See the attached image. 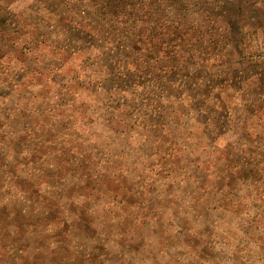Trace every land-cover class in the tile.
Masks as SVG:
<instances>
[{"label":"trees","instance_id":"1","mask_svg":"<svg viewBox=\"0 0 264 264\" xmlns=\"http://www.w3.org/2000/svg\"><path fill=\"white\" fill-rule=\"evenodd\" d=\"M18 2L19 0H0V9L4 10L0 15H8L6 18L2 17L10 22L9 26L13 27L12 32H17L22 22L32 16L30 8H35L37 13L46 16L47 19L58 17L68 10L75 12V20H69L70 29L73 26L76 31L79 23L81 31L78 34L84 39H90L87 41L91 42L85 43L79 48L80 50L77 49L78 52L67 54L61 51L62 54L59 52L55 55L53 60L65 67H73L78 61L86 59V62H89L88 66H93L95 70L101 66V72L108 62L118 61L127 69L125 74L135 69L142 75L149 76L158 70V63H162L161 59L166 63L165 71L169 72L171 68L168 65L171 59L180 56V59L185 61L186 58L193 56V48L196 46L197 49L198 46H202L201 44L206 46L207 52L216 49L218 51L216 54H222L228 59H232L237 51H244L246 47L244 43L241 47V40L245 37L244 31L239 30L241 37L234 39L232 28L220 24L223 20L219 11L221 0H21L22 5L27 4L23 8L19 7L20 2ZM3 29L0 23V35L5 31ZM56 33V36H59L61 31L58 30ZM31 35L36 38L35 31L33 34L31 32ZM52 36L54 37V34ZM77 39L81 41L79 36ZM19 41L20 39H17L7 44L0 38V52L3 51L5 57L11 58L7 62L5 61L7 58L0 61V251L3 252L0 254V264H93L98 258L103 259L101 264H118L116 254L112 253L113 256L107 257L108 252H111L110 242L107 245L109 249L102 247L99 253L95 250L89 251L87 246L94 224L78 225L75 221L84 213L87 214L93 206L101 205L108 212L109 218L114 220L115 231L112 230V236L115 234L116 237L120 236V241L129 238L126 236L131 231L128 224L144 220L146 215L143 213L140 218L134 216L139 198L135 189L144 188L151 180L148 176L161 177L159 171L162 169L161 163L156 160L157 158L153 159L152 154L141 153L139 149L134 152V156L141 157V160L132 166L127 163V156H132L133 152H130L126 145L120 152L111 150L114 138L121 133L109 135L106 132L102 133L101 129H93V125L98 121L97 113L100 112L94 107L101 102L99 98L102 96L95 95L94 101L90 104L85 99L96 88L78 85L74 87L78 91L77 96L80 99L78 103L73 101V95L68 94V100H64L63 104L51 106L55 102L53 100L55 94L47 89L49 88V85H46L47 79L44 76L39 80L37 77L27 79L35 68L32 64L23 62L20 64L16 56L18 50L22 52V49L16 47ZM95 41L98 45L94 44ZM25 51L32 52L28 46L25 47ZM228 59L221 60L226 62ZM252 60L254 68L264 66V63L259 65L254 59ZM2 66L10 68V73L3 71ZM84 71L89 74L91 69L87 68ZM180 74L186 79L192 77L191 81L194 80V84L198 80L188 68L181 69ZM94 78L99 83L108 81L99 77V74ZM78 87L86 90L85 96L84 91ZM45 90L47 94L40 95ZM260 92L264 94L263 89ZM262 99L264 100V97ZM91 108L96 115L90 114ZM119 108L125 112L127 105L124 104ZM105 112H110V109ZM100 119L103 122L107 119L101 126L110 127L109 116L103 115ZM258 119L264 126V107ZM259 130L255 137H262L264 141V127ZM19 134L22 135V140L17 139ZM92 134L99 141L92 137ZM145 140L150 145L146 147L147 149L161 142V139L152 135ZM70 141V150H67L65 146L69 145ZM165 141H168V138ZM179 141L180 139L170 138L167 151H163L174 165L169 175L160 182V186L169 188L174 185L176 188L187 190L193 196L200 192L202 198L198 199L195 196L194 204L181 201L184 199H175L173 201L176 204L175 211L168 214L159 211V214L169 217L170 221L177 214L183 217L182 222L175 226L173 232V234L178 233L180 246L184 244L183 238L188 230L185 224H192L188 226L192 232L191 228L197 227L196 221L200 219L202 231L197 229V232L191 235L202 238L203 233L206 243L198 247L184 244L181 251L174 245L176 254L179 253L178 251L182 252L183 257L189 259V264H213L209 258L210 250L219 244L223 247L219 251L222 264H264V245H261L264 241V223L249 225L254 220V214L256 213L257 216L261 211L251 209L250 221L235 223V230L237 231L236 228L241 230L235 239L229 235L231 227L226 218L228 213H223L224 218L220 219L216 216V210L211 209L207 216L208 221L202 219L204 211L210 208V202L216 201L219 205L223 203V198L237 201L231 191L220 196L219 192L224 188L225 183L218 186L214 183L216 177L221 175L223 180L232 176L241 180L240 167L235 161V155H229L234 157L233 162L229 161V156L218 153L206 157L199 147L201 150L198 151L201 153L195 160L190 156L192 151L197 149L176 152ZM104 142L111 144L104 146ZM53 145L57 147H52ZM88 151L93 153L91 156L98 157L97 161L86 158L85 154ZM64 153L71 157L65 159L64 165L61 166L58 160ZM161 157L162 154L159 155V159ZM120 160L122 165L118 166L116 162ZM156 164L157 168H155ZM194 164L197 173L188 175V169ZM218 164L222 167L227 166L223 168L226 170H222L220 174L206 170ZM132 169H135L134 174H131ZM68 171L69 175L73 176V182L64 183L62 178ZM176 172H180L184 178H179ZM129 178L133 180L129 192L135 197L133 202L130 201L131 203H125L123 196L112 191L110 186L98 187L103 180L107 184L111 182L120 186L126 184V179ZM211 178H214L213 182ZM247 179L248 177H244V180ZM253 181L254 179L250 180ZM238 183L234 182V189ZM62 195L67 199L65 205L69 203L74 210L70 212L73 213L61 212L60 208L58 210L55 207L59 196ZM257 195L256 193V197ZM145 197L148 204L159 200L156 193L153 197ZM49 201L52 203L49 204ZM65 205L61 207L65 208ZM155 221L149 216L148 224L156 233L154 239H150L151 244L156 243L160 238L156 230L161 228ZM120 225H124V228L122 229ZM133 225L134 223L131 226ZM166 231L167 229L163 234ZM36 239L39 240V244L34 246ZM129 240L126 243L127 251L133 250L129 245L132 238ZM162 253L168 255L167 251ZM2 254L5 255L3 258H1ZM133 257V255L129 256V261L130 259L133 261ZM104 259L107 262H104ZM131 264H138V260Z\"/></svg>","mask_w":264,"mask_h":264},{"label":"rangeland","instance_id":"2","mask_svg":"<svg viewBox=\"0 0 264 264\" xmlns=\"http://www.w3.org/2000/svg\"><path fill=\"white\" fill-rule=\"evenodd\" d=\"M221 1V9L219 11H221L223 20H221L220 24L223 27L232 28L234 39L241 37L238 32L239 30L244 31L245 37L241 40V47L246 44L244 51L239 50L232 56V59H228L226 56H222V54H216L218 52L216 49L207 52L205 50L206 46L201 44V47L198 46L195 49V46L193 48V56L186 58L185 61H182L180 56H175L171 59V63L168 65L171 68L169 72L165 71L164 65L166 63L161 59L160 62L162 63H158V70H155L149 76L142 75L139 71H135V69L125 74L127 69L125 66H121L118 61L108 62V65L105 66L106 69L104 68L100 72L101 66L95 70L93 66H88L89 62L87 63L86 59H83L81 62L78 61L73 67L69 66L71 68L65 67V65L53 60L55 59V55L61 51H65L67 54L78 52L81 46L91 42L87 41L90 39H84L78 34L81 31L79 23H77L76 31H74L73 26L70 29L69 20H75L76 18L73 10L62 12L58 17L47 19L46 16L43 17L37 13L35 8H30L32 10V16L27 17L28 20L22 22L17 32H12L13 27L9 26L10 22L3 19V17L6 18L8 15H0L1 26L5 29L1 33L0 38L7 44L20 39L16 47L22 49V52L18 50L16 56L20 64L23 62L34 66L35 71L29 74L30 78L27 77L28 80L34 79L35 77L38 80L40 78L43 79V76L47 79L48 83L46 85H49L47 89L55 94V99H53L55 102L51 106L56 107L57 105L63 104L64 100H68V94L73 95V101H77L78 103L80 100L77 96L78 91L77 88L76 90L74 89L78 85L96 88L85 99L90 104L94 101L93 97L95 95L102 96L99 98L101 102L97 104L98 106L94 107L95 110L99 109L100 112L97 113L99 115L96 118L98 125L96 124V126L94 124L93 129H101L103 131L102 133L106 132L109 135H112V133H121L114 138L111 150L120 152L124 150V146L126 145V148L130 152H133L132 156H127V163L132 166H135L141 160V157L134 156V152L139 149L141 153L152 154L151 157L153 159L157 158L156 160H159L161 163L160 166L162 169L159 171L162 176H148L151 178L150 182L146 183L144 188L139 187L135 189L138 193L136 196H139V198L135 206L137 210L134 216L140 218L141 214L146 213V215L144 220L133 222V226H131L133 223L129 225L126 222L131 230L126 236L132 238L129 245L133 247L131 248L133 250L127 251L126 243L130 241L129 238L120 241V236L116 237V234L112 236V230L115 231L114 220L109 218L108 212L101 205H96L87 214L84 213L83 216H80L75 221L78 225L94 224L91 239L87 246L89 251L95 250L96 253H99L98 251H101L102 247L110 248L111 252H108L107 257L113 256L112 253L116 254L118 264H127V258L128 264L137 260L138 264H189V259L183 257L182 252H180L181 248L185 245L198 247L206 243L203 233L202 238L191 235L193 232H197V229L202 231L200 219L196 221L197 227L193 226L191 228L192 232L188 228L192 224H185L188 229L183 238L185 245L180 246L178 233L173 234V232L175 226H178L182 222L183 217L177 214L170 221L169 217L159 214V211L162 214L175 211L176 204L173 202L175 199H184L181 201L194 204L195 196L198 199L202 198L200 192H197L193 196L187 190L180 189L179 187L176 188L174 185H171L169 188L164 185L160 186V182L169 175L174 165L172 160L168 158V155H165L163 152L167 151L170 138L174 140L180 139L178 149H175L176 152L186 149H197L196 151H192L190 158L196 160L201 152L206 157H211L216 153L222 156H229L231 154L232 156L235 155V161L240 167L239 177L241 180H237L238 177L235 176L223 180L222 175L216 177V182L214 178H211V181H214L217 186L225 183L224 188L219 192L220 196L231 191L234 199L237 201H234L232 198H226L225 200L223 198V203L219 205L216 201L210 202V208L202 214L204 221H208L207 216L211 209L216 210V216L220 219L224 218L223 213H228L226 218L231 227L229 235L233 239L241 233V230L239 231L238 228H236L237 231L235 230V223L239 221H250L252 218L251 209H258L261 212L260 214L257 213V216L256 213L254 214V220L249 225L253 226L259 225L258 223L260 222L264 223V141H262V137H255L258 131H260L259 129L264 127L263 122L258 119L264 107V100L262 99L264 94L260 92L262 89L264 90V66L260 65L264 63V0ZM19 2V7L21 8L27 5H22L21 0ZM1 11L2 13L4 12L3 9H0ZM58 30L61 33L59 36H56ZM34 31L36 32L35 39L31 35V32L33 34ZM52 34H54V37ZM78 36L81 41L77 39ZM94 44L98 45V42L95 41ZM26 46L32 50L31 53L25 51ZM4 54L3 51L0 52V61L7 58L5 59L7 62L8 59H11L5 57ZM256 55L262 56V60H255L257 58ZM222 58L228 59V61H222ZM250 59H254V62L258 63L260 68H254L252 66L253 60L251 61ZM87 68L91 69L89 74L92 76L87 71H84ZM184 68L193 71L194 77L198 78L195 84L194 80L191 81L192 77L186 79L184 76H181L180 70ZM2 70L8 74L10 73V68L5 66H2ZM98 74L99 77L106 78L108 81L99 83L94 78ZM78 88L84 91L83 88ZM30 89L32 90V87ZM257 89H260V91ZM46 91H42L40 95H46ZM197 100L198 102H196ZM124 104L127 105L125 112L122 108H119ZM109 109L110 112H105V110ZM90 114L96 115V112H93L91 108ZM103 115L110 117V127L105 128L106 126H101L107 120L105 119L103 122L100 119V116ZM149 135L161 139V142L147 149L146 147L150 145L147 144V140L145 139ZM92 137L99 141L94 134H92ZM167 138L168 141H165ZM17 139L22 140V135H17ZM106 144L110 145L111 142L103 143L104 146ZM70 145L71 141L69 145L65 146L67 150H70ZM87 145L90 146V144ZM52 147L57 146L53 145ZM199 147L202 149L201 152L198 151L201 150ZM159 153L162 154L160 159ZM91 154L93 153L88 151L85 154L86 158L97 161L98 157L96 155L91 156ZM232 156H229V161L231 162H233L232 159L234 158ZM70 157V155L64 153L62 158L58 160V163L63 166L64 160ZM154 163L153 161L152 164L154 165ZM116 164L118 166L122 165L121 160L117 161ZM157 167L158 165L156 164L155 168ZM195 167V164L192 165L188 169L189 172L187 174L193 175L194 172L197 173ZM223 168H227V166L223 165L222 167L221 164H218L206 170L215 171V173L220 174L222 170H226ZM134 172L135 169H132L131 174H134ZM176 173L179 178H184L180 172ZM44 176L47 175L44 174ZM244 177H248V179L244 180ZM253 179L255 182H250ZM62 181L64 183L73 182V176L69 175V171L62 178ZM126 182V184L123 183L118 186L111 182L107 184L103 180L98 184V187L104 188L105 186H110L112 191L123 196L125 203H131L135 199L129 192L130 185H133V180L129 178L126 179ZM234 182H239L235 189ZM155 193L158 195L159 200L153 204H148L149 202L145 196L153 197ZM256 193L258 197H256ZM59 197V203L57 202L55 207L58 210L60 208L62 210L61 212L67 213L69 211V213H73L70 212L74 211L71 205L69 203L65 205L67 201L65 195ZM48 203L51 204L52 201ZM62 205H65V208H62ZM149 216L152 221L157 220L155 222L161 228L156 230L158 232L157 236L160 238L154 244L150 243V239H154L156 233L152 231V227L148 224ZM120 226L122 229L124 228V225ZM165 229L167 231L163 234ZM109 242L110 247L108 246V248L107 245ZM37 244H39V240L36 239L34 246ZM174 245L176 249L180 250L177 254L174 251L175 249H173ZM261 245H264V241ZM221 248L223 247L218 244L216 248L210 250L209 258L213 264H222L220 263L221 258L219 254ZM164 251H167L168 255H163L162 252ZM1 253L3 252L0 251ZM130 254L134 256L132 258L133 261L131 259L129 261ZM4 256L2 254L1 258ZM102 260V258H98L93 264H101L103 262ZM104 262L107 261L104 259Z\"/></svg>","mask_w":264,"mask_h":264},{"label":"built area","instance_id":"3","mask_svg":"<svg viewBox=\"0 0 264 264\" xmlns=\"http://www.w3.org/2000/svg\"><path fill=\"white\" fill-rule=\"evenodd\" d=\"M257 59H258L259 61H261V60H262V56L258 55V56H257Z\"/></svg>","mask_w":264,"mask_h":264}]
</instances>
